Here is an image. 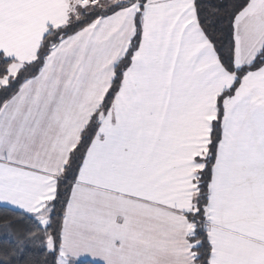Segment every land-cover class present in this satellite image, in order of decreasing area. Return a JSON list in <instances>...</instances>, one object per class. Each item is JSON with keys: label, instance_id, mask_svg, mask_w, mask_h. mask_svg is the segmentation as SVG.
Masks as SVG:
<instances>
[{"label": "snow or ice", "instance_id": "1", "mask_svg": "<svg viewBox=\"0 0 264 264\" xmlns=\"http://www.w3.org/2000/svg\"><path fill=\"white\" fill-rule=\"evenodd\" d=\"M0 264H264V0H0Z\"/></svg>", "mask_w": 264, "mask_h": 264}, {"label": "trees", "instance_id": "2", "mask_svg": "<svg viewBox=\"0 0 264 264\" xmlns=\"http://www.w3.org/2000/svg\"><path fill=\"white\" fill-rule=\"evenodd\" d=\"M213 2H215V3L229 2V0H213ZM224 43H225V45L227 44V39H226V37L224 38Z\"/></svg>", "mask_w": 264, "mask_h": 264}]
</instances>
